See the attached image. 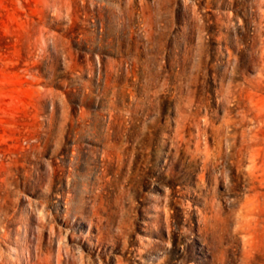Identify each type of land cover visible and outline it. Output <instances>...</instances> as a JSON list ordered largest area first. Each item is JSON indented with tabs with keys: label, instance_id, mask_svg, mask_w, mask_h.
I'll return each instance as SVG.
<instances>
[{
	"label": "rangeland",
	"instance_id": "rangeland-1",
	"mask_svg": "<svg viewBox=\"0 0 264 264\" xmlns=\"http://www.w3.org/2000/svg\"><path fill=\"white\" fill-rule=\"evenodd\" d=\"M0 264H264V0H0Z\"/></svg>",
	"mask_w": 264,
	"mask_h": 264
}]
</instances>
